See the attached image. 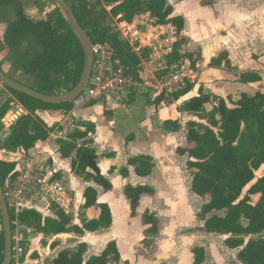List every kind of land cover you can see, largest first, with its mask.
<instances>
[{
	"label": "trees",
	"instance_id": "trees-1",
	"mask_svg": "<svg viewBox=\"0 0 264 264\" xmlns=\"http://www.w3.org/2000/svg\"><path fill=\"white\" fill-rule=\"evenodd\" d=\"M43 1L45 0H34L33 3L39 5ZM66 1L91 42H109L115 49L114 62L121 64L126 74L135 81H141L140 64L142 59H147L148 49L138 55L118 31L103 23V17L107 13L102 6L103 2L111 5L109 13L112 16H119L125 23H132L136 17L148 14L154 25L173 27L174 36L177 38L171 43V51L160 58V75L167 74L170 67L185 60L189 68L195 70L196 63L201 59L198 52L182 51L185 38L179 35L184 20L179 15L172 16L173 7L167 0ZM0 5L12 7L15 16L14 20L7 24L2 38L0 37V52L4 47H8L14 53L11 70L9 73L3 72L11 79L43 94L59 95L71 91L82 75L85 56L59 9L49 0L50 9L45 10L48 6L44 7L42 18L35 20L25 14L21 0H0ZM24 38H28L27 49L22 51L20 43ZM209 66L235 70L226 52L213 57ZM12 71H17L18 75ZM237 77L243 83L261 79L254 71L238 72ZM193 85L186 80L184 86L172 92L162 90L153 103L158 105L162 102H176L186 95ZM6 89L11 98L0 106V151L27 152L38 141L48 138L52 128L38 116L37 111L67 112L72 109L71 102L47 103L8 87ZM13 100L27 113L19 116L9 126L6 135L2 136V118ZM211 101L215 104L207 111L204 105ZM230 102L233 107H228L223 98H211V94H206L200 89L199 95L183 101L179 111L197 116L204 122H186L189 146L177 148V153L187 155L186 167L191 175V191L205 200L198 213L203 222L198 230L226 236L225 245L229 249H237L236 257L241 264H264V175L255 180V172L264 165V94L261 91L254 94L244 92L236 101ZM77 125L84 129L77 128L66 138L57 141L60 156L70 158L71 171L83 181L94 182L105 191L111 190L110 181L101 174L97 165L96 149L92 146L93 141L89 136L94 133L95 124L82 120ZM161 128L166 132H176L180 124L178 120L168 119L161 123ZM127 163L142 177L149 175L155 166L153 159L148 155L130 157ZM15 166L16 162L0 158L1 189H4L5 180ZM119 171L123 177L128 176L127 168H121ZM248 185V190L244 192ZM153 192L154 190L146 185L132 186L128 183L124 186L123 193L129 201L131 216L136 215L141 195ZM83 197L81 211H84V215L80 216V224L74 223L71 214L55 204L51 205L54 217L43 216L34 209L26 208L20 212L18 220L45 236L62 233L83 235L86 231L94 232L110 227V208L106 203L97 201L95 188L87 186ZM89 210L93 211L92 215L87 214ZM9 212L13 221V211L10 209ZM143 223L148 225L147 233L157 232L158 220L154 215L147 212L143 214ZM0 225L2 264V222ZM14 227L12 224L13 230ZM86 250V243L80 242L72 249L60 251L52 264H109L120 261V253L114 240L109 241L100 254L92 255L85 261L83 255ZM192 253L195 264L204 262L205 253L202 247H194ZM35 256L37 254L33 255ZM14 263L13 258L12 264Z\"/></svg>",
	"mask_w": 264,
	"mask_h": 264
},
{
	"label": "crops",
	"instance_id": "crops-1",
	"mask_svg": "<svg viewBox=\"0 0 264 264\" xmlns=\"http://www.w3.org/2000/svg\"><path fill=\"white\" fill-rule=\"evenodd\" d=\"M167 2L171 4L173 7L172 16L179 15L184 20V26L179 35L185 38V43L183 44L182 51L185 53L198 52L201 59L196 63L195 70H192L189 68L191 72V74L189 75V81L194 84L192 89L186 95L181 97L178 101L170 103V104L162 102L158 105H155L153 103L154 98L162 91L153 85L163 75H160L161 71L158 72L157 77L155 75H152V78H154V81L150 83L151 86L150 85L149 86L151 88L154 87L158 91H156L153 88L156 92L155 93L156 95L151 99L150 98H147V100L144 99V102H143V104L146 105V109H147L145 121L142 123V125H140V127H142L144 131L147 133V137L143 141L144 147L142 148L137 147V149H135L136 151L131 152L132 146L135 145L137 141V136L133 132H130L125 137H123L122 142L119 144V147L116 149L114 148V145L112 143H106V142L102 143L97 138V134H98L97 124L99 121L98 117H101L100 119L106 123V121L109 122L110 120L114 118L116 111L118 109H126L127 103L132 102L135 99L136 94L140 93L139 90L137 89L139 88V86L144 84V81H145L142 73L140 76L141 81L139 82L137 81V84L131 88L127 96L124 98L125 100H123L122 102L113 100L116 102V104L110 106L112 99L97 100V101H93L95 102L94 104H92L91 102L87 106L77 107L73 110V117L75 120V124L76 126H78L79 129L81 130L84 129V127L77 125L78 122L82 120L90 121L95 124V131L94 133H90L89 136L93 141L92 146L96 149L97 165L100 169L101 174L104 175L110 181L112 185L111 190L105 191L101 186L95 184L94 182L83 181L79 176H77L71 171L70 158H62L58 151L57 141L61 139V137L58 135L56 126H57V122L59 118H57L55 113L52 111H37L36 112L38 116L45 121V123H47L51 119H54L53 121L56 123V124H51L50 126L52 128L51 132L45 141H38L35 144V146L31 148L30 150H28L27 152L24 150H18L12 153L6 152V151H0V154H1L0 158L8 160V161H13L15 158H17L20 155L21 156L33 155L36 157H41L44 160H46L49 170L53 172V178L59 179L63 183L66 189V192L68 195V203H67L65 212L71 214L74 223L80 224V216L84 215V211L83 210L81 211V206L84 203L83 193L87 186H92L93 188H95V190L97 191V201L100 203H106L110 208L111 216H112V223L110 227L106 229L94 231V232L86 231L84 232L83 235H76L73 233H62V234H58L55 236H45L43 233L38 232L35 229L28 227L27 225L21 223V226H20L21 231H23V233L24 231H26L27 234H30V235H27V238L25 239V241L27 242L26 244L29 246V248L27 249V251H24L23 254L20 255V257L23 256L22 257L23 260L22 261L21 259L18 260L16 264H52V261L57 257L60 251L65 250V249H72L80 242H85L87 245V250L83 255V258L85 261L92 255L100 254L101 251L105 248L106 244L111 240H114L116 242L117 248L120 253L117 233L115 232L110 233V229H112L116 218L117 217L126 218L127 216L135 217L138 214L139 216H141V219L143 220V214H145L146 212L154 215L152 211H148V207L143 202L144 199L149 200L154 195H156L157 192H163V187H159V186L157 187L155 185V183L159 179V176H164V177L167 176L169 180L167 181V183H165V185H169V183L173 182V177L178 175L175 168L173 169V167L168 163L167 158H166V153L168 154L174 153L175 158L179 156V159H182L183 162L181 163V165L183 166V168L181 169V176L183 177L184 170L188 172V175L190 177L189 180L191 183V175L189 173V170L186 167L187 155L178 154L177 148L179 147L185 148L189 146L187 138H186V131H187L186 122L188 120H194L196 122H204V120H200L197 116L179 111V107L181 103L185 100L190 99L191 97L199 95V89L202 90L206 94L207 93L211 94V98H213V96H218V97L223 98L226 101L228 107H233V104L230 101L232 102L236 101L241 95V93L245 92L248 94H254L256 91H261L264 94V87H262L261 85L264 80V67H263L264 64L262 62V57L259 58L258 60H254L251 57V55L248 54L249 52H251L250 51L251 49L261 50L264 47L263 45L264 44V11H263L262 5H258V6L254 5L253 10L249 11L247 14H244V17L247 18L249 21L246 24H244L245 26L240 27L241 32L237 34L235 33L234 28H230L229 30L230 34L222 37L218 35L217 27H219L220 25L223 26V24L222 23L219 24L218 22H215L212 25V29L215 31L211 33L207 31V27H204L203 23L201 24L196 23V30L201 29V28H203V30L201 32H198L195 30L193 34H189L190 31L188 30L186 16L187 17L192 16L191 11L188 13L187 10L184 8L185 7L184 4L176 5L170 0H167ZM180 3H184V2H180ZM29 8L30 9L28 11L24 10L26 15H28L30 18L35 19V20L42 18L41 14L39 15V12L34 7H29ZM248 8L252 9V7H248ZM145 15H147V17L150 18L148 14H145ZM137 18L139 17H136L134 20H137ZM134 23H136V21L131 23L132 26L134 25ZM6 27H7V23L4 27L0 28L1 38L6 30ZM164 27L171 28L172 36L175 40L177 36H174V31H173L174 29L171 25H165V26L152 25L150 28L152 29V31L153 30L160 31ZM135 33L137 34L138 32H136L135 30L133 34ZM206 33L207 35H205ZM150 34L152 35V32H150ZM147 35L148 34H145L144 37H137V36L135 37L132 35L133 37L131 36L132 37L131 40L128 39V42L130 43L133 50L138 55H141L144 49H148V57L147 59L141 60L140 69L142 66L147 65V63L149 64V62H156L157 65L160 64V59H154L151 57V53L155 49H157V47H151L150 40H149L150 36H147ZM189 35H192L193 38L188 37ZM214 35L219 36L224 39L231 38L230 43L228 44V46H226V48H222L215 55H212L210 57L208 56V58H206L205 52H204L205 43H207L206 41L208 40V37L211 38ZM240 36L243 37L244 44L250 46V49L245 50L243 53L240 52L239 50L240 43L235 40V37L238 38ZM138 38H140V41H143L146 44H144L143 46H140L138 42H134V39H138ZM158 39L159 38L156 35V39L154 40L153 44H156ZM221 52L227 53L228 60L230 61V64L233 67H235V70H229L224 67L209 66L210 60L213 57L218 56ZM11 54H12V50L8 47H4V49L0 52V64L3 62L7 64L6 65L7 67H10V64L12 61H10L9 63L7 59L11 58L10 57ZM235 54L238 55L239 58L242 59V61L241 60L238 62L235 61L234 59ZM185 62L187 61L185 60ZM245 71L257 72L260 75L261 79L259 81L251 82V83L240 82L238 80L237 73L245 72ZM253 85H255L256 87L255 90L251 88V86ZM8 98H11V94H9L5 100H7ZM4 101L0 102V106L3 104ZM99 103H102V106L98 105ZM214 104L215 102L211 101L209 103H206L204 107L207 111H210ZM95 108H98L100 110L97 112H93V109ZM77 109H82V112H77L76 114L75 112ZM26 113L27 112L25 111V109L17 101L15 100L11 101L10 108L8 109L4 117L2 118V123L4 125V128H3V131H1V135L2 136L6 135L9 126L19 116H21L22 114H26ZM42 113H44L48 118L42 117ZM168 119L179 121L180 128L178 131L166 132L161 128V123ZM113 123L114 122H112L111 124ZM122 152H124V155L122 159H120L119 154ZM137 155H148L153 159L155 166L153 167L152 172L149 175L143 176V177L138 176L135 173L134 167L127 163L128 158L137 156ZM54 158L56 159V161H60L61 163H66V167L69 173L78 177L76 179H80V180L74 179L73 185L71 187H68L66 184V178L64 174L62 173V168L55 166L56 164H55ZM121 168H127L128 176L126 178L120 174L119 170ZM111 176H114V178L118 180L119 182L118 190H115V185L111 179ZM128 183L131 184L132 186L146 185V186L151 187L154 190L152 194L141 195L139 204L136 208L135 216L130 215L129 201L123 193V188ZM189 194L192 195L191 192H189ZM192 198L202 199L199 196L198 197L194 196ZM76 201H79L78 204H76ZM203 201L205 202V200ZM52 204L54 203H50V205ZM37 207L41 210V204L39 206L37 205ZM138 208H140L141 210L140 213L138 211ZM44 212L45 214L44 215L42 214L43 216L54 217L51 206L45 208ZM87 214L92 215L93 211L89 210L87 211ZM202 224L203 222L200 224L199 227H201ZM144 225L146 226L145 230H147L148 225L146 224ZM34 231L35 233H33ZM200 232L203 234H207L202 231ZM92 235H96L95 236L96 238H94L93 240H95L97 245L100 246L99 249L97 246L95 251L92 249L91 247L92 242L89 240V239H92V238H89ZM59 237L63 239H67V238L74 239V243L71 245L64 246L65 242L61 240V238ZM55 239H60V242ZM53 242H54V245H52ZM31 249H32V252L28 254L29 250ZM233 250H236V249H233ZM34 254H37V256L33 257ZM120 259H121V253H120ZM111 263H116V262H111Z\"/></svg>",
	"mask_w": 264,
	"mask_h": 264
},
{
	"label": "rangeland",
	"instance_id": "rangeland-1",
	"mask_svg": "<svg viewBox=\"0 0 264 264\" xmlns=\"http://www.w3.org/2000/svg\"><path fill=\"white\" fill-rule=\"evenodd\" d=\"M23 3V8L25 11H28L29 7H34L39 15L43 16V8L45 10L50 9L49 0L41 2L39 5L33 3L34 0H21ZM174 4H184V8L189 13L191 11L192 16H186L187 26L190 31L189 34H193L196 30V23H203L204 27H207L209 33L215 31L212 29V25L215 22H218L220 25L217 27L219 36H227L230 33V28L235 29V33L241 32L240 27L245 26L249 20L244 17V14H247L249 11L253 10V6L262 5L264 11V0H170ZM46 2V3H44ZM184 2V3H180ZM102 6L105 8L107 13L103 17V23L108 24L112 30H116L120 33V36L128 41L131 40L133 36L144 37L145 34H148L151 47H157L159 45L163 46L165 43L174 40L172 36L171 28L164 27L160 31H152L150 28L154 25L152 19L148 18L147 15L143 14L138 16L136 23L132 26L131 23H125L120 20L119 16H112L109 11L111 5L102 3ZM248 7H252L249 9ZM15 18L14 10L12 7H4L0 5V28L4 27L6 23L13 21ZM133 21V22H134ZM132 22V23H133ZM128 25V27H127ZM155 26V25H154ZM132 27V28H131ZM138 32L133 34L134 31ZM203 28L197 29L196 31L201 32ZM216 30V31H217ZM152 32V35L150 34ZM143 34V36H142ZM158 36V41L156 44H153ZM133 35V36H132ZM207 35V33L205 34ZM132 36V37H131ZM195 36V35H194ZM219 36L208 37V40L205 43V56L215 55L222 48H226L230 43V39H224ZM188 37H192L189 35ZM142 40V39H141ZM235 40L240 43L239 50L244 52L249 50L250 46L244 44L243 37H235ZM28 38H24L20 43V48L22 51L27 49ZM134 42H138L140 46L146 44L143 41H140V38L134 39ZM152 42V43H151ZM246 43V42H245ZM243 44V45H241ZM264 45V44H263ZM204 47V46H203ZM144 48V47H142ZM165 48V47H164ZM251 52L248 54L254 60H258L262 57V62L264 64V47L263 49H251ZM14 53L11 54V58H8L7 61L10 63L13 59ZM235 61H242L238 55H234ZM156 61V60H155ZM236 62V63H237ZM7 64L1 63V69L4 72L9 73L11 70L10 67L6 66ZM264 67V66H263ZM161 66L157 65L156 62H149L147 65L141 67L140 74L142 73L144 78V84L139 86L137 90L140 93H137L135 99L127 103L126 109H118L112 120L109 122L102 121L99 118L97 124V138L102 143H112L114 148H118L119 144L122 142L123 137H125L130 132H133L137 136V141L135 145L132 146L131 152L136 151L137 147H144V139L147 137V133L144 131L140 125L145 121L147 114L146 105L143 104L144 99L153 98L156 94L155 90L151 88L150 83L154 81L152 75L157 77L158 72H160ZM13 74L18 75L17 71ZM150 85V86H149ZM264 87V80L261 84ZM253 90L256 89L255 85L251 86ZM10 93L6 87L0 82V102L4 101ZM144 97V98H143ZM125 99L120 100L122 102ZM143 100V101H142ZM116 102L112 100L111 105H115ZM98 105L102 106V103ZM109 107V106H108ZM100 109L95 108L93 112H97ZM77 112H82V109H77ZM57 118L62 117V112H54ZM42 117L48 118L44 113ZM43 120V119H42ZM54 119L49 120L46 125L48 127L51 124H56ZM44 121V120H43ZM56 121V120H55ZM45 122V121H44ZM114 122L113 124H111ZM99 146V145H98ZM138 151V150H137ZM144 151V150H142ZM124 152L119 154V158L122 159ZM1 157V154H0ZM166 158L168 163L175 168L178 173L177 176L173 177V182L169 185H165L169 178L167 176H159L158 181L155 185L158 187H163V192H157L151 199H144V204L148 207V211H152L154 215L158 218V230L156 234H149L145 230L146 226L141 219V216L138 214L135 217L127 216L117 217L115 223L110 229L111 232L117 233L121 259L118 263L111 264H195L193 262V253L192 249L194 247H202L205 253V260L202 264H241L237 258V249H229L224 243L226 236H221L217 234H203L198 231L200 224L202 223L201 219L198 216L203 200L200 198L193 199L192 197H198L192 193L190 190V177L188 172L183 171V177L181 176V169L183 166L181 163L182 159H179V156L174 157V153H166ZM55 160V166L62 168V173L66 178V184L68 187L73 185V180L78 177L69 173L66 167V163H61L60 161ZM62 161V160H61ZM185 169V167H184ZM264 175V165L255 172V180ZM111 179L115 185V190H118L119 182L111 176ZM172 179V178H171ZM180 179V181H179ZM177 180V181H176ZM165 185V186H164ZM250 185H248L244 192L248 190ZM191 192L192 195L189 194ZM190 195V196H189ZM154 198V199H153ZM152 200V201H151ZM154 200V201H153ZM79 201H76L78 204ZM36 203L39 206L41 204V210L44 211L45 208L50 207L51 202H46L43 199H36ZM147 209V208H146ZM139 213L141 212L138 208ZM1 222V217H0ZM1 227V225H0ZM22 233L23 241H21V246L24 248V251H27L29 246L26 244L25 239L27 238L26 231H21L19 226H17V232ZM15 232V230H14ZM35 233V231L33 232ZM31 233V234H33ZM96 235H92L89 238L92 242V249L95 251L97 245L96 241L93 240ZM61 238V237H59ZM60 242V239H55ZM64 246L71 245L74 243V239H63ZM76 241V240H75ZM23 254V252H22ZM19 258V257H18ZM16 264V261L15 263Z\"/></svg>",
	"mask_w": 264,
	"mask_h": 264
},
{
	"label": "built area",
	"instance_id": "built-area-1",
	"mask_svg": "<svg viewBox=\"0 0 264 264\" xmlns=\"http://www.w3.org/2000/svg\"><path fill=\"white\" fill-rule=\"evenodd\" d=\"M157 31V30H153ZM159 36V34H157ZM172 39L163 46L159 45L151 53L154 59H160L171 51ZM165 47V48H164ZM115 49L109 42L93 44V63L90 78L86 87L75 97L72 109L62 112L56 126L58 135L66 138L71 132L78 128L73 117V110L84 107L93 101L112 99L120 101L124 99L132 87L137 84L131 76L127 75L123 66L114 62ZM189 65L182 62L170 67L167 74L157 80L153 86L166 92H172L184 86L186 79L189 80ZM51 132V131H50ZM50 134V133H49ZM16 162L14 170L5 180L3 195L8 209L13 211L15 219L13 230V258L17 262L24 248L21 232H17V226H21L18 215L29 206H37L36 199L51 202L65 211L68 203V195L63 183L53 178V172L48 168L46 160L33 155L18 156L13 160ZM19 257V258H18Z\"/></svg>",
	"mask_w": 264,
	"mask_h": 264
},
{
	"label": "water",
	"instance_id": "water-1",
	"mask_svg": "<svg viewBox=\"0 0 264 264\" xmlns=\"http://www.w3.org/2000/svg\"><path fill=\"white\" fill-rule=\"evenodd\" d=\"M53 4L59 9L62 16L64 17L67 25L79 41L85 56L84 68L82 71V75L76 84V86L69 92L59 94V95H47L31 88L24 86L23 84L11 79L7 76L0 67V82L20 93H24L30 97L41 100L47 103H63V102H71L75 97H77L81 91L86 87L87 82L90 78L92 63H93V43L90 38L86 34L85 30L79 24L77 18L75 17L70 5L66 0H51ZM27 208L34 209L41 214H45L44 211H41L37 206H29ZM0 217L2 222V228L4 233V257L2 264H12L13 260V230H12V222L10 217V212L8 206L6 204V200L3 195V191L0 187ZM32 252V249L29 250L28 254Z\"/></svg>",
	"mask_w": 264,
	"mask_h": 264
}]
</instances>
